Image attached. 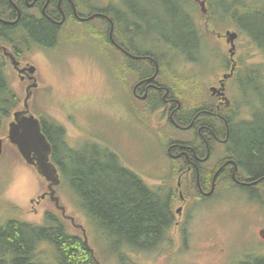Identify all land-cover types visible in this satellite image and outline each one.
<instances>
[{"label":"rangeland","instance_id":"obj_1","mask_svg":"<svg viewBox=\"0 0 264 264\" xmlns=\"http://www.w3.org/2000/svg\"><path fill=\"white\" fill-rule=\"evenodd\" d=\"M168 1L173 2V0ZM186 1L187 16L193 10L196 27L204 32L205 17L200 15V5L195 6L191 1ZM76 2L81 5L82 0H76ZM210 2L211 0H207L208 8L213 4L212 2L209 7ZM183 5L184 3L174 2L166 11L165 4L161 0H85L81 7L84 13L105 7L109 12H113L120 22L122 26L120 30L128 39L126 44L133 46L138 53L143 51L154 53L158 56V61H173L176 69L171 70L170 65L163 68L166 74L161 75L165 84L172 81L166 79L170 74H174L173 79H177L176 75L182 77L180 72L176 73L180 70L186 71L188 75L204 77L186 92L175 91L185 107H195L209 101V91H206V86L229 69L227 51L229 45L224 38L216 39L209 36L212 44L209 48L207 37L199 35L200 43L197 45L194 42V50L189 56L191 60H195L192 62L194 67L187 66L190 64L188 62H191L190 58H187L189 53L187 52L185 56L183 50L173 44L176 42L183 46L180 44L185 37L182 31L185 26L187 27L186 17L180 13ZM91 23L87 21L79 24L78 28H74V32L78 33L74 35L78 37L76 39L69 38L67 41L58 39L55 44L56 50L51 51L48 58L53 63L45 65V70L39 76L40 85L43 86L38 89L40 92H35L30 104L33 108L35 103L34 109L39 110L38 112L47 111L54 120L65 125L70 139L62 138L67 146L63 149L64 156H68L67 150L74 152L77 141L81 143V151H85L86 144L94 143L89 140L95 137V140H103L109 149L117 153L122 166L139 171L138 174H143L142 177L153 185V182H157L155 174L162 175L169 167V159L163 156L156 146L152 124L149 121L146 122L148 125L139 123L129 110L130 106L136 105L130 98L134 75L126 74L121 86L120 77L123 71L121 66L110 65L103 57L104 54H100L95 49L94 39L100 41L96 35L99 36L101 32L99 26L103 27V24H98L97 20ZM91 26L96 31L95 35L88 34V39L82 37L81 30L85 28L90 30ZM219 27L220 30L214 26L212 28L222 33L226 28H232L220 26V24ZM234 44V56L239 73L232 81L229 94L238 102H251L256 116L264 111V91L262 89L257 93L254 90L251 78L246 71L250 70L249 66L253 64H258L255 67L258 69L262 66L260 64L264 62V58L261 51L244 35H239ZM101 45L111 51L110 58L117 61L119 54L116 49L108 43H101ZM101 53L106 52L101 51ZM67 54H70L69 60L67 58L68 65L66 59H63ZM45 59L44 54L43 56L39 53L32 55V62L37 66L45 63ZM262 72L264 75V67ZM187 78L190 79V77ZM178 82L181 84L180 81ZM201 82L205 84L204 89L200 85ZM12 86L19 95H24V83L20 82L15 75H12ZM63 101H65L64 104H62ZM67 104L74 107L70 108L71 106ZM144 105L145 102L142 101V107ZM239 109L240 107L229 111V116L235 121H239L237 119ZM246 110L247 107L244 106L241 114H246ZM261 116H257L256 119L258 120ZM6 133L5 129L0 136H6ZM185 134L186 131L180 132L178 136L185 138ZM3 149L4 155L0 160V200L16 204L20 219L41 222L45 210L56 211L53 203L47 198L36 201V195L46 189L45 181L13 152L8 141H4ZM71 187V182L62 179L57 187L58 198L66 207V214L72 215L77 222L82 221L81 223L85 226L83 214L78 209V204L82 206L80 203L82 197ZM263 188L264 182L257 185L254 188L256 194ZM249 189L251 188L232 187L225 189L218 196L198 199L189 211V216L192 215V218L188 222V226H191L189 227L191 235L187 249L180 250L171 256L157 251L136 252L129 256V260L135 264H240L247 258L246 256L264 255V240L257 232L258 229L264 228V203L260 199L258 201L262 202L257 203L247 196L246 192ZM32 197L34 200L30 202ZM180 218L181 212L178 213V219ZM70 230L72 231V228ZM88 233L90 234V230ZM93 235L96 240H100L101 236L97 229H93ZM94 246L97 247L95 243Z\"/></svg>","mask_w":264,"mask_h":264},{"label":"trees","instance_id":"obj_2","mask_svg":"<svg viewBox=\"0 0 264 264\" xmlns=\"http://www.w3.org/2000/svg\"><path fill=\"white\" fill-rule=\"evenodd\" d=\"M12 1L17 2L20 6L25 4L24 0ZM161 1L165 4L167 11L171 2ZM212 2L213 6L209 9L212 25L219 30L221 29L219 24L232 27L239 35L247 37L248 41L264 56V0H211L209 7ZM217 3L225 5V12L219 13V19L216 16L217 10H215ZM227 4H229L228 7ZM0 5L4 6V9L0 8V17L16 18L15 8L9 0H0ZM64 6L68 8V4H63L62 10L65 9ZM162 9L164 10L163 6ZM104 12L108 13L113 20L114 38L120 43H125L120 34L122 26L116 15L113 12L109 13L108 10ZM59 15L58 10L55 17L58 18ZM190 23L192 22L190 21ZM13 26L15 27L12 28L13 31L18 27H22L24 30V35L19 37V40L22 41L25 38L28 40L29 38L47 47L55 45L59 31L56 29V24L46 21V19L38 20L32 15L21 14L15 25L0 22V35L2 36L4 31ZM100 30L101 32L99 36L96 35V38L102 44H109V23L106 20ZM183 32L185 37L180 43L183 46L177 44L176 47L182 49L185 56L188 52L187 58H191L189 56H191L190 52L194 50L195 41L187 36L186 26ZM93 35H95L94 32ZM0 39L2 38L0 37ZM170 41L172 42V40ZM132 51L135 52V50ZM138 54L151 55L158 61V56L150 51ZM171 64V61L159 60V71L155 80L164 83L161 74H166V72L163 68L167 65L171 66ZM128 65L137 78L151 75L155 69L152 61L147 58L139 61L129 60ZM257 71L259 70L254 69L256 75H258ZM176 76L180 78H170L172 81L167 80L170 83L166 85L172 92L175 90L186 92L194 86L191 78ZM171 83L176 84V87ZM19 97L10 85L8 64L0 54V133L4 130L12 111L17 107ZM156 104L161 105L160 102ZM193 113V111H189L187 118ZM188 120L190 117L187 120L183 119V122L187 123ZM45 133L50 138L46 129ZM55 144L57 143L55 142ZM234 144H236L235 152L248 169L249 177L256 180L263 176L264 116L256 119L252 124H246L239 136L234 138ZM55 149L54 147L52 159L61 169L62 179L71 182V189L80 193L82 197L80 203L86 205L83 207V211L88 221L94 222L93 215L98 218V220L96 219L98 221L97 228L101 237L100 240H97L98 244L94 254L101 264H111L112 261L122 264L127 250H152V247L155 248V244L161 243V240L164 239L163 234L169 233L170 214L173 209L172 206H168L167 200H160L161 202L157 203V200L155 201L153 198V191L139 175L130 168L122 166L117 156H74L75 152L71 150L67 151L68 156H55ZM208 172H210L208 175L210 177L211 171ZM18 210L16 204L0 200V264H34L33 262L38 264H96L84 246L81 237L69 229L57 211L45 210L42 221L36 223L20 219L17 215ZM45 252H48L46 254L50 257L48 261L42 259L41 255ZM246 257L240 264H264L262 256ZM125 264L135 263L127 261Z\"/></svg>","mask_w":264,"mask_h":264},{"label":"flooded vegetation","instance_id":"obj_3","mask_svg":"<svg viewBox=\"0 0 264 264\" xmlns=\"http://www.w3.org/2000/svg\"><path fill=\"white\" fill-rule=\"evenodd\" d=\"M36 1L24 0L25 4H30L31 7ZM56 4H58L60 12L62 5L68 4L67 9L70 12L71 20L74 22L79 23L82 19L89 16L105 18L104 14L100 11L80 15L77 11H74L69 0H59ZM15 15L17 17L16 12ZM14 19L10 18L7 22L2 23L11 24L10 22ZM56 22L54 21V23ZM7 35L5 34L3 38L7 37ZM127 45L129 46L130 44ZM123 48L126 49L127 47L124 46ZM121 52L125 56L121 59L123 71L126 74L132 73L128 62L135 58L123 51ZM16 54H19V52ZM130 54L135 55L131 52ZM237 65L236 62L235 68H237ZM230 67L231 64L229 70ZM151 75L136 78L131 88V92L136 99V105L133 108H129V110L139 123L145 124L144 121H149L152 124L153 130L159 137L160 144H162L160 153H163L162 155L169 159L170 167L162 175L155 177V181L157 182L153 185V188L156 189L153 198L160 201L159 198L164 197L167 199L168 206H172L173 211L170 214V223L176 224V227L179 225V221L180 223L183 221V224H187L190 220L189 210L192 204L200 198H211L215 195H220L218 193L219 190L225 189L227 185L239 188H251L247 190L249 193L256 192L254 188L264 182V175L256 179V183H251L252 179L248 175V169L235 152L236 144H234V138L239 136L244 126L256 121L257 115L255 116L254 106L247 105L246 102L236 101L229 94L230 90L228 91L227 89V82L224 85L227 100L224 98L225 94L224 96L219 95L216 90H213L214 92L211 93L210 87L220 85L223 73L214 82L206 86V91L208 89L210 94H208L209 101L206 104H198L197 107H185L175 92L178 90L172 92L165 83H161L155 80V78H148ZM233 75H235V70ZM23 77L28 79L27 75ZM143 79L149 80L144 81ZM254 80L256 79L254 78ZM172 85L176 87V84ZM145 100L147 103L144 105L145 107H142V101ZM158 102L161 105L158 106L156 104ZM244 106L247 107L245 115L241 114ZM239 107L240 109L237 112V119L239 121H235L229 116V111H233ZM189 111H193L194 113L189 116L190 120L185 123L183 119H189V117L187 118ZM177 131L179 133L184 131L190 132H186V137L181 138L177 135ZM105 148L107 150H103L101 146L95 144V147H90L87 152H82L80 147H78L74 156H104L103 152L105 151L109 152L110 156H118L107 145ZM208 171H211L210 177L208 176L210 173ZM208 178L209 184L207 185ZM179 206L181 209L178 208ZM180 211L182 213L181 218H175L176 213ZM257 232L264 240V228L258 229ZM190 234L188 228L184 226L180 232H175L174 240L181 239L183 242L182 247L186 248ZM163 235V240L171 237L170 234Z\"/></svg>","mask_w":264,"mask_h":264},{"label":"water","instance_id":"obj_4","mask_svg":"<svg viewBox=\"0 0 264 264\" xmlns=\"http://www.w3.org/2000/svg\"><path fill=\"white\" fill-rule=\"evenodd\" d=\"M200 4L202 7V11H205L204 0L200 1ZM109 36L112 38V26L109 31ZM235 37H236L235 32L226 31V40L227 42L230 43V48H229L230 57H232L234 53ZM12 63L14 65L16 64V62L13 60H12ZM232 69H233V66L231 68L230 73L232 72ZM157 70L158 69L156 67V70L152 78L156 75ZM30 71L32 72V70ZM230 73L224 74L223 78L226 79L230 75ZM28 89H30V87H28ZM211 89L213 90L215 89L219 95H223L224 94L223 92L224 83L221 82V85L219 88L212 87ZM30 94L31 92H27L26 94V97L24 100L25 108L14 112V120L9 123L10 125H9L8 138L10 139L11 142H13L17 146L20 154L24 157V159L28 163H32L33 165H36L38 173L42 174L47 180H49L48 187H47L48 188L47 193L50 199L54 201L55 205L61 210L62 214L64 215V207L58 204L59 199L55 195L54 185L59 183V179H58L55 166L51 164L48 160V155L50 152V145L46 141L45 136L41 133V127H40L38 120L34 116H32V114L26 115L28 112L27 99L29 98ZM19 128H22L23 131L20 130ZM1 143L2 141L0 139V153H1ZM34 159H36V162H34ZM255 182L256 180L252 181L251 183H255ZM44 196L45 194L41 195V197H44ZM69 218L72 224H74V218L73 217H69ZM74 225L81 228L83 241L88 246L87 236L85 234L84 228L80 224H74ZM89 249L91 253L93 254V249H91L90 247Z\"/></svg>","mask_w":264,"mask_h":264},{"label":"bare ground","instance_id":"obj_5","mask_svg":"<svg viewBox=\"0 0 264 264\" xmlns=\"http://www.w3.org/2000/svg\"><path fill=\"white\" fill-rule=\"evenodd\" d=\"M32 2V0H29ZM59 1V0H58ZM57 0H37L35 2V4L31 7L30 4L26 5L24 4V6H20L17 2H15V6L17 8V10L20 12V14H27V15H31L35 18V19H38V20H41V19H46V21H49L51 23H54V21H56L58 18L55 17V14L57 13V11L59 10V6L58 4H56L58 2ZM160 1V0H159ZM174 2H180V3H184L183 5V8H180V13H183L186 17V23H187V36L191 38L192 41H195V43H197V45H199L200 43V37H199V34L194 30V27L193 25L190 23L189 21V16H187V6H188V3L186 0H173V2L171 3V5L174 3ZM25 3V2H24ZM154 3V1H153ZM170 5V3H168ZM30 6V7H29ZM145 7H147V5H144ZM229 6V4H227V7ZM231 6V5H230ZM149 7V6H148ZM225 5L224 4H220V3H217L215 4V10H217V14L219 13H223L225 12ZM0 8H3L4 9V6L0 5ZM164 10L162 9V12ZM16 12V11H15ZM157 12V11H156ZM60 13V11H59ZM63 14V17H70V12L69 10L65 7L64 11L62 12ZM60 16V15H59ZM16 19V18H15ZM238 19V18H237ZM2 22V21H0ZM239 22V21H238ZM6 24V23H5ZM9 25H15V24H9ZM15 28L14 26L11 27V29L9 30H6L3 32V35L0 37L3 38L5 36V34H8V37L10 36V34L12 33L13 29ZM56 29H58L56 27ZM21 34H24V30L22 27H18L17 29ZM26 31V30H25ZM175 46L177 45V43H173ZM248 75L250 76L251 78V82L253 84V87H254V90H256L257 93L261 92L262 91V87H261V84L260 82L254 80L251 76V74L248 73ZM139 77V76H138ZM141 78V77H139ZM150 78V77H148ZM144 81L145 80H149V79H143ZM193 82L194 84H196L198 82V79L197 78H194L193 79ZM197 93H200V91H197ZM260 114L262 116H264V112H260ZM260 114H256L257 116H261ZM103 155L104 156H110L109 152H103ZM254 181V180H252ZM259 193V192H258ZM250 195L252 197H254L255 199H260V200H263L264 201V188L261 190V192L259 194H256L255 192H251ZM156 201V200H155ZM154 201V202H155ZM157 203H159L160 201H156ZM82 205V204H81ZM86 206L85 204L82 205V207ZM95 217L94 219V223L98 226V218L93 215ZM97 219V220H96ZM169 222V221H168ZM48 252H45L42 256V259H44L45 261H48L49 260V255L46 254ZM41 259V260H42ZM39 261V260H37ZM34 264H38V263H35L33 262Z\"/></svg>","mask_w":264,"mask_h":264}]
</instances>
